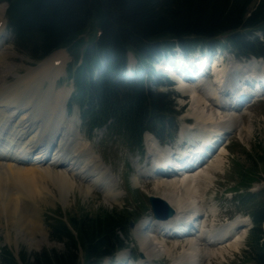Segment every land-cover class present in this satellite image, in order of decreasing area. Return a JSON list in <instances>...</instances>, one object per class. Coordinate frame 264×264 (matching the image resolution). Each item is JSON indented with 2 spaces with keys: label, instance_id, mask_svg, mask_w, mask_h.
Segmentation results:
<instances>
[{
  "label": "bare ground",
  "instance_id": "bare-ground-1",
  "mask_svg": "<svg viewBox=\"0 0 264 264\" xmlns=\"http://www.w3.org/2000/svg\"><path fill=\"white\" fill-rule=\"evenodd\" d=\"M5 12L6 6L0 5V14H3L0 16V220L4 219L6 228L14 229L28 240L30 247L36 248L47 241L40 218L41 203L54 201L58 194L65 204L75 189L85 196L98 189L107 202H116L121 191L117 188V177L77 128V114L69 116L67 113L71 90L56 89L66 69L68 57L65 51L55 52L36 66H27L28 70L26 68V72L18 75L15 82L7 84V77L17 68L10 62V57L17 56V53L12 47L4 46L7 37ZM231 63L232 69L214 67L212 84L204 79L185 82L186 76L178 77L180 94L191 97L192 116L201 121L200 130L194 137L197 139L199 135L204 139L199 144L203 154L190 163L194 167L192 170L181 172L179 176L170 173L168 180L162 178L157 181L155 188L163 192L162 197H157L165 200L176 214L165 222L146 219L137 225L134 233L140 241L142 260L132 263L129 252L121 253L120 259L131 256L125 264H155L154 261L163 256L168 257L171 264H205V261H211L212 256L226 251V246L239 248L245 238L247 219L237 218L226 225L208 228V206H205L200 185L212 176L204 168L209 159L202 166L197 165L206 155L204 150L216 147L230 129H242L238 110L242 109L240 104L245 100L244 94L254 96L262 91L256 89L258 85L252 84L264 79L263 60ZM227 70L231 73L227 74ZM224 110H230L231 115L223 116ZM226 117L230 119L228 123L225 122ZM145 142L153 161H158L161 155L169 159L170 153L180 157L175 151H162L158 142L148 134ZM220 145L213 155L217 152L219 156L223 155L224 144ZM187 153L193 154L192 149ZM159 164L150 168V172ZM165 165L164 169H167L168 164ZM214 165L213 168H217L218 165ZM181 166L180 162L173 168L182 170ZM133 180L136 185L140 184L138 178ZM171 230L182 234L185 243L190 245L180 256H175L171 250L173 247L170 249L168 246ZM38 234L42 235L41 240L37 238Z\"/></svg>",
  "mask_w": 264,
  "mask_h": 264
},
{
  "label": "trees",
  "instance_id": "trees-1",
  "mask_svg": "<svg viewBox=\"0 0 264 264\" xmlns=\"http://www.w3.org/2000/svg\"><path fill=\"white\" fill-rule=\"evenodd\" d=\"M2 2L9 4L8 23L15 44L33 60L41 61L61 48L71 52L75 60L70 68L76 81L75 97L86 108L83 116L89 120L90 129L111 122L110 127L138 148L142 147L145 131L160 135L165 131V119L176 112L170 95L150 90L143 82L126 86L116 80L127 67L129 52L148 68L175 43L189 51L199 45L214 47L217 38L227 36L228 44L239 56L264 57V40L248 39L252 31L264 33V0ZM96 29L101 35L87 45L86 37L89 34L94 40ZM103 59H109V63L99 73ZM259 164L264 169V151L259 155ZM130 216L125 211H83L71 216L69 225L55 220L50 225L51 238L62 248H45L33 255L23 250L20 260L22 264H80L82 252L87 264H98L124 247L121 233L127 234ZM253 219L251 259L264 264V204L253 211ZM0 264L20 263L6 248Z\"/></svg>",
  "mask_w": 264,
  "mask_h": 264
},
{
  "label": "rangeland",
  "instance_id": "rangeland-1",
  "mask_svg": "<svg viewBox=\"0 0 264 264\" xmlns=\"http://www.w3.org/2000/svg\"><path fill=\"white\" fill-rule=\"evenodd\" d=\"M2 15L3 14L1 13L0 16ZM5 34L7 37L5 38L4 46L10 48L12 47L14 52L17 53V56L12 55L10 57V62L17 65L16 71L10 74L6 79L7 84H11L15 82V80H17L18 75H21L28 70L27 66H36L39 62L34 61L30 56L27 55L26 52L21 51L17 47L11 31L9 30L8 26L6 27V25ZM67 52L68 59L65 73L60 76L57 82L56 89L58 91H60L59 89L61 88V90H63V88H69L71 90L72 98L70 95L69 103L67 105V113L69 110L71 115L78 113L80 116L81 112L79 105L77 104L76 99L73 98L75 89L74 80L69 78V68L70 65H73V57L70 51ZM243 63L245 62H242V64ZM137 65L138 63L136 62L134 57L130 55V67L132 74H138L136 72ZM144 76L147 77V75ZM175 92H177V90ZM179 95L183 99L180 100V105L177 109L183 108L186 115L184 117L177 118L176 124L180 126V130H183L184 127H192L197 123L196 120L186 121V117L189 114L193 113L192 100L185 95ZM261 99L263 100L256 102L250 107L245 108L239 112V123L241 124L240 128L242 129H234L233 132L227 137V142L226 140L223 142L225 148L223 155L219 156L220 154L217 152L218 154L216 153L214 158L211 161L209 159L206 166H204V168L208 169L212 175L210 179L202 181L200 185L201 194L204 201L206 202L205 206L207 207L208 205V208L206 209V217H208V212L212 214V216H209L210 220H208L207 218L208 222L211 221V225L221 226L224 224L226 225L228 223L227 220L232 221L240 218L242 220L247 219L246 221L248 225L246 227V230L248 231L247 237L245 234L246 238L242 240L239 248L233 249L230 247V249L228 246H226L225 248L227 252L224 250L221 254L212 256L213 258L211 259V261H207L208 263L206 264H244L243 262L249 259L248 257L251 256V251L254 250V246L252 245L253 239L250 236L253 230V225L249 227L251 221L247 217L250 216V213L253 209L264 204V169L263 166L259 164V155L261 153L263 154L264 151V96ZM79 116L77 119H79ZM199 122L201 121L199 120ZM76 123L77 128L82 131L83 136L89 139L91 138L90 142L93 145L92 147L94 148V151H96L95 153L101 156V159H103L102 161H104L105 166L107 168H109L108 166L111 167V172L113 171L112 173L118 179L119 188L118 186L117 188L119 191H121V195L118 198H122L119 199V201L117 199L116 202H107L104 196H102V192L98 189H96L95 191H99L102 195L98 192L95 193L93 190L92 192L94 193H91L89 196H85L78 189H75V191L73 190L74 192L71 193L70 199L65 204L64 202L60 201L58 194L56 195L57 199H54V201L41 203L40 218L44 226V231L47 233V241H43V244L40 247H36V250L38 251H42L45 248H62V244L54 242L50 236V225L55 220L67 221L71 218V216L78 215L83 211L90 214H96L101 211H106L107 209H114L115 211H125L126 213H130L131 216L129 218H131L132 222L140 216L141 220H145L147 219V217H151L152 215L151 212L148 211V208L150 207L148 200L149 196L157 195L162 197L163 194V192L155 188L156 183L159 180H151L148 182L141 181V183L139 181L141 185L137 184L136 186L133 180L134 176L136 175L135 165L133 161L137 159L136 157L140 155L138 154L140 152H138L137 150L132 151L129 146L124 144L126 140L123 136H118L117 133H112L111 131L106 132V129L97 131V133H94V136L93 133L88 132L89 129L85 125V123L82 122V120L80 126L78 120H76ZM173 135H176V133ZM120 137H122L125 141H123ZM148 153L150 157V152ZM220 159H222L221 163H219ZM143 162L144 158L141 161V164ZM150 163V160H148L147 165L150 166ZM211 165L212 168L213 165L214 167H216L217 165L218 166L217 168L212 169L210 168ZM207 166L209 168H207ZM118 176L120 177V182ZM163 179L168 180L169 178ZM53 190L54 192H56L55 189ZM235 191H237V193ZM230 193L233 194V199L227 198V195ZM242 202H244L245 204L243 205ZM210 209L214 210V213H211ZM0 224V260L2 251L6 248L12 250L15 256L19 255L23 250H26L31 254L37 252L35 250L30 251L28 240L24 239L20 234L17 233V231H14V229L12 228H6V222L4 219L0 220ZM127 232H129L128 235L131 242V250L134 254L133 258L138 259L139 252L142 250V248L140 247V241L135 235L134 230L132 231L131 229H129ZM133 233L136 238L133 236ZM37 238L41 240L42 235L38 234ZM168 246L170 247V249L173 247L171 250H174L173 254L175 256H180V253H182L184 249L190 247V245L181 240L169 242ZM125 252L128 251H124L122 253ZM120 254L118 255V259H120ZM163 257H159L160 259L157 258L156 260H159L156 261V263L171 264L168 257ZM130 258L131 256L129 257V255H127L120 260ZM200 258L202 259V257ZM248 264L253 263L251 261Z\"/></svg>",
  "mask_w": 264,
  "mask_h": 264
},
{
  "label": "water",
  "instance_id": "water-1",
  "mask_svg": "<svg viewBox=\"0 0 264 264\" xmlns=\"http://www.w3.org/2000/svg\"><path fill=\"white\" fill-rule=\"evenodd\" d=\"M150 203L157 218L167 219L174 214V210L170 208L167 202L161 198L151 196ZM30 250H33V248H30Z\"/></svg>",
  "mask_w": 264,
  "mask_h": 264
}]
</instances>
